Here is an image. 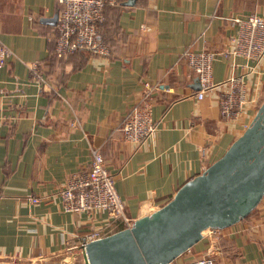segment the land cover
Listing matches in <instances>:
<instances>
[{
	"label": "crops",
	"instance_id": "crops-1",
	"mask_svg": "<svg viewBox=\"0 0 264 264\" xmlns=\"http://www.w3.org/2000/svg\"><path fill=\"white\" fill-rule=\"evenodd\" d=\"M59 8V0H0V39L11 50L0 67V264H83L80 241L111 227V217L103 210H63L58 190L88 169L91 147L101 152L136 219L166 203L241 134L220 119L216 91L195 97L196 77L181 56L186 48L217 53L212 80L242 74L251 94L264 100V56L222 54L232 47V18L264 16V0L106 5L101 29L111 47L108 60L83 51L53 54ZM33 61L46 84L33 77ZM144 81L158 84L150 97L156 129L138 144L123 139L120 125L144 98ZM219 230L205 229L168 264L205 254L215 239L220 264H264V195L247 217Z\"/></svg>",
	"mask_w": 264,
	"mask_h": 264
},
{
	"label": "built area",
	"instance_id": "built-area-1",
	"mask_svg": "<svg viewBox=\"0 0 264 264\" xmlns=\"http://www.w3.org/2000/svg\"><path fill=\"white\" fill-rule=\"evenodd\" d=\"M120 2L121 0H59L60 8L54 20L53 54L63 57L83 51L108 60L111 47L104 41L101 29L105 20L104 7L118 5ZM232 19L236 24V31L230 38L232 47L222 54L255 61L261 59L264 56V16L248 13ZM10 54L11 50L0 39V67L6 63ZM216 55L213 51H194L190 48H186L181 54L199 82L195 97L201 99L207 91H216L220 119L244 130L250 121L245 118L248 109L253 107L256 111L264 100L261 102L258 95L251 94V88L242 74L231 73L221 81H213L212 62ZM28 67L39 83H47L37 61L29 62ZM144 86V98L130 108L120 125L123 139L138 144L150 137L156 129L151 116L150 97L158 84L144 81ZM58 196L65 211L103 210L111 217V227L90 231L80 241V247L90 240L130 227L134 221L126 211L124 199L115 188L113 174L106 166L101 152L95 147L90 149L88 169L70 175L58 190ZM38 200L37 196H31L32 202ZM212 230L216 232L219 229ZM220 254L221 248L218 239H215L208 245L205 254L191 258L186 264H220Z\"/></svg>",
	"mask_w": 264,
	"mask_h": 264
},
{
	"label": "water",
	"instance_id": "water-1",
	"mask_svg": "<svg viewBox=\"0 0 264 264\" xmlns=\"http://www.w3.org/2000/svg\"><path fill=\"white\" fill-rule=\"evenodd\" d=\"M263 195L264 101L226 150L166 203L130 227L86 242L83 264H168L205 229H223L247 217Z\"/></svg>",
	"mask_w": 264,
	"mask_h": 264
},
{
	"label": "rangeland",
	"instance_id": "rangeland-1",
	"mask_svg": "<svg viewBox=\"0 0 264 264\" xmlns=\"http://www.w3.org/2000/svg\"><path fill=\"white\" fill-rule=\"evenodd\" d=\"M255 209V208H254ZM3 262H6V260H4ZM74 264H81V263H79V262H76V263H74Z\"/></svg>",
	"mask_w": 264,
	"mask_h": 264
},
{
	"label": "trees",
	"instance_id": "trees-1",
	"mask_svg": "<svg viewBox=\"0 0 264 264\" xmlns=\"http://www.w3.org/2000/svg\"><path fill=\"white\" fill-rule=\"evenodd\" d=\"M255 209H253L252 211H251V213L254 211Z\"/></svg>",
	"mask_w": 264,
	"mask_h": 264
}]
</instances>
